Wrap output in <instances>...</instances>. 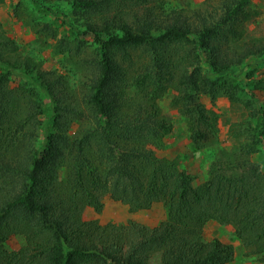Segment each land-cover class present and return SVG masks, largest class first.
<instances>
[{"label":"trees","instance_id":"obj_1","mask_svg":"<svg viewBox=\"0 0 264 264\" xmlns=\"http://www.w3.org/2000/svg\"><path fill=\"white\" fill-rule=\"evenodd\" d=\"M27 2L31 24L41 13L63 15L69 37L75 38L60 40L56 53L82 59L72 55L73 44L87 45L94 60L81 61L82 69L91 67L92 77L79 97L57 72L39 71L29 57L11 59L10 40L0 35V264H152L155 256L160 264H230L234 247L202 236L210 218L234 222L245 246L264 264V172L250 160L254 153L264 155V109L257 107L243 126H232L233 142L226 147L218 141L217 120L200 101V82L213 88L215 74L233 75L240 64L243 73L252 62L264 63V38L246 39L236 65L220 53L221 46L249 37L245 24L252 0H218L211 13L198 8V25L189 22L183 6L167 13L163 0ZM176 45L190 49L192 64L183 79L169 80L168 86L177 89L174 102L195 139L213 155L204 186L146 150L160 147L172 132L171 122L147 105L155 106L160 91L151 68L161 61L162 70L169 52L171 57L180 53ZM202 49L210 57L205 62L198 59ZM132 51L141 55L139 78L146 87L140 104L135 98L121 100L124 94L131 97L124 63L132 62ZM205 70L207 79L201 80ZM14 76L23 81L20 93L7 89ZM252 82L242 81L235 89L249 90ZM257 82L264 92V78ZM32 104L78 129L69 136L57 128L53 140L46 135L37 144L30 127L40 122ZM85 121L90 126L83 127ZM107 194L132 211L162 202L166 219L154 228L135 221L124 226L83 221L87 207L102 211ZM22 217L31 222L21 224ZM13 234L25 239L18 251L8 246Z\"/></svg>","mask_w":264,"mask_h":264},{"label":"rangeland","instance_id":"obj_2","mask_svg":"<svg viewBox=\"0 0 264 264\" xmlns=\"http://www.w3.org/2000/svg\"><path fill=\"white\" fill-rule=\"evenodd\" d=\"M163 2V8L167 13L178 11L177 8L183 6L189 22L194 23V25L199 24V16H201L197 11L198 8L204 10L205 13L207 10L211 13L219 4L218 0H163ZM28 13L29 3L27 0H0V35L10 40L9 43L6 41L9 45L7 54L11 59L18 55L20 57H29L31 63H35L37 69H40L39 71L45 73L57 72V75L63 76V82L68 80L71 82V87H75L76 94L81 97L87 91V85L92 77L91 67L82 69L81 61L94 60V54H92L87 45L82 44V46L73 44L75 52L72 53L73 56L76 54L78 58L82 59H70L64 53H56L60 40H66L67 38L73 40L75 38L69 37V33L63 25V15L48 14V18H46L41 13L33 17V25L28 22ZM245 28L249 36L245 38V42H238L237 45L221 46L220 53L223 61H226V58L229 61L233 57L236 65L238 63V55L244 52L248 39L264 38V0H252L250 15ZM88 39L91 41L90 37ZM12 46L17 47V52L12 49ZM176 49L180 50V53L173 52L171 57L169 52L162 70L158 68L161 61L157 65L155 61L154 68H151L153 69L151 75L154 77V81L157 80L159 83V87H156V90L160 91L155 106L150 107L147 105L149 111L151 109L153 112H158L160 118L171 122L172 132L162 139L160 147L149 145L146 150L152 151L155 157L157 156L160 160L165 159L173 162L176 169L186 173L196 186H204L209 182V172L213 168V155L203 141L195 139L188 120L174 102L175 97L178 96L177 89L171 83L168 86L169 80L176 79L178 81L179 77L183 79V75L188 73L192 64V58L189 57V48L184 49L183 46L181 48L176 45ZM201 52L202 54L198 56V59H202L205 62L207 58H210L205 49H202ZM131 53L132 62L124 63L128 72L124 77L125 80L128 79L126 89L131 97L124 94L121 100L126 101L128 98H135L139 103L142 99L140 95L146 92L145 83L139 78V57L141 55H139V51H132ZM205 67V65L202 66V68ZM242 67L243 65L240 64L233 75L215 74V78H213L215 79V86L213 88L200 82L203 90V95H200V101L205 109L211 113L209 116L217 120L218 141L226 147L233 142L230 132L231 127L235 125V127L243 126L246 123L245 121L251 117V113L253 112L254 114L256 112L257 107L264 109V92L259 89L257 84L258 80L264 78V63L257 64L252 62L246 72L243 73H241ZM180 70H182V73ZM157 71L158 73L155 74ZM206 73L207 70L203 72L200 77L201 80L207 79ZM248 79L253 81L251 89H235L240 82H245ZM22 82L20 78L14 76L7 82V89L20 93L19 91H22L20 90ZM142 88H144V91ZM163 88H166L165 92H162L161 89ZM34 102L38 103L37 101ZM46 102L47 100L43 104H46ZM31 107L39 117L38 120L40 122L30 127L33 141L37 142V144L42 143L46 135L52 134L51 138L53 140V135L57 132V128L62 129L69 136L78 129V124L73 123V126L70 127L71 124L64 120L60 123L54 117L43 115L33 104ZM84 123L83 127L90 126L88 121ZM32 136L31 138L29 136L27 142L32 139ZM250 160L259 166L261 172H264L263 154L254 153L250 156ZM102 202L103 209L100 213L96 212L92 207H87L83 214V221L88 223L98 221L103 226L107 224L124 226L130 221H135L148 228H154L163 222L167 216L166 207L162 202L154 203L149 209L136 211H132L133 207L130 204L114 199L110 194L105 195ZM251 207L252 204L249 208ZM19 222L27 224L31 222V219L22 217ZM236 229L238 227L232 221L210 218L202 226V236L206 241L219 239L223 243L231 244L234 247L235 256L230 264H260V255L253 254L251 248L245 246L242 236L237 233ZM24 240V237H19V234H13L8 246L12 251H18L23 246ZM151 262L152 264H160L156 256Z\"/></svg>","mask_w":264,"mask_h":264}]
</instances>
